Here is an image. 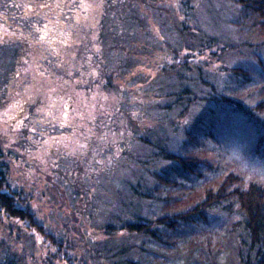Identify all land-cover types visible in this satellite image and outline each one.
Returning <instances> with one entry per match:
<instances>
[{
	"label": "trees",
	"instance_id": "1",
	"mask_svg": "<svg viewBox=\"0 0 264 264\" xmlns=\"http://www.w3.org/2000/svg\"><path fill=\"white\" fill-rule=\"evenodd\" d=\"M0 2L3 23V5L15 6ZM66 2L69 13L81 9L79 0ZM101 6L94 21L99 48L86 59L115 92L122 121L110 130L123 136L119 154L100 152L95 158L105 165L85 173L87 150L76 161L77 176L49 160L46 185L58 219L52 226L34 212V187L13 177L30 150L16 151L0 129V264H264V183L228 160L237 148L264 164V0ZM22 59L23 52L1 48L0 86ZM145 66L153 76L125 79ZM44 71L36 75L51 84L43 96L29 95L22 119L60 125L46 134L63 133L67 120H88L72 81ZM12 87L20 97L21 81ZM83 89L94 92L89 84ZM0 104L2 110L8 102ZM95 123L82 121L78 130L86 135Z\"/></svg>",
	"mask_w": 264,
	"mask_h": 264
},
{
	"label": "rangeland",
	"instance_id": "2",
	"mask_svg": "<svg viewBox=\"0 0 264 264\" xmlns=\"http://www.w3.org/2000/svg\"><path fill=\"white\" fill-rule=\"evenodd\" d=\"M1 1L11 3L15 7L10 10L7 4L3 5L6 6L7 11L3 14L5 15L4 22H0V50L5 46L13 47L23 52V59L17 65L16 71H11L10 75L4 77L6 80L2 81V87L0 86V98L3 102H8L6 108L2 110L0 104V129L7 134L9 139L14 140L16 151L23 148L30 150L28 154L20 155L17 162L19 168L13 169V177L21 183L28 182L27 184L32 185H29L28 189L34 187L35 195L31 196L34 198V212L41 221H46L53 226L58 219L55 220L57 215L50 207L51 202L48 197V192H51L50 185H46V174L50 173L49 160L56 162L59 168L67 173L71 175L74 173L77 176L78 156L91 150L93 157L90 156L87 165H83V171L88 173L94 170L98 163L101 167L105 165L98 159L99 157L95 158L100 155V152L103 155L117 157L119 150L116 143L123 138L110 130L111 126L117 125L116 120H121L120 117L115 116L118 105L115 92L111 93L102 85L103 80L100 78L95 60L93 64L92 61L86 59L87 57L95 59L94 56L99 48L98 41L95 40L94 21L97 20V13L102 7L101 4H104V0H79V5H75L81 9L71 10L70 13L68 11L71 5L67 7L66 1L71 0ZM62 1L65 2L64 7H62ZM76 1L78 0H72L73 3ZM53 2L62 7L61 10L56 7L57 12H53L52 9L47 8ZM0 5H2L1 2ZM16 7L22 13L17 14L18 10H14ZM0 9L1 12L5 11L2 6ZM87 11L92 13H87ZM28 35L30 38L27 41L33 45L24 41ZM161 58L160 56L156 59L161 60ZM46 69L48 70L46 74L54 79L63 76L67 83L72 81L74 86L69 85V89L74 90L75 88L79 91L76 100L80 105H85L83 115L88 120H67V126L70 125L72 128L68 129L65 126V133H44L48 128H52L54 132L60 128L58 123H53L51 120H23V114L26 115V112L24 113L21 105L31 98L29 95H33L34 90L40 91V96H43L41 91L47 90L51 84L44 79L45 77L40 78L36 75L37 72L45 74ZM77 72H81L79 78H77ZM139 73L146 77L147 75L153 76L154 72L145 66L137 68L125 79L135 78ZM31 74L35 76L34 83H31ZM121 79L122 77L119 80ZM17 81H21L24 86L20 97L12 87ZM88 84L92 86L94 92L84 91L83 88ZM43 100L45 102L44 98ZM43 107L40 104V110H36V114L42 115ZM93 118L96 120L93 129H86V135L83 130L81 133L78 128L81 127L82 121L92 122ZM25 124L28 125L26 129L29 133L20 137L23 135L22 129ZM87 137L92 148H86L85 139ZM96 148H98L97 151ZM230 155L229 161L236 162L240 169L249 174L257 175L256 177L264 183V164L261 161L253 160L252 157L243 158L237 148L233 149ZM23 171L26 176L21 173ZM213 241L216 242L217 239L214 238Z\"/></svg>",
	"mask_w": 264,
	"mask_h": 264
}]
</instances>
